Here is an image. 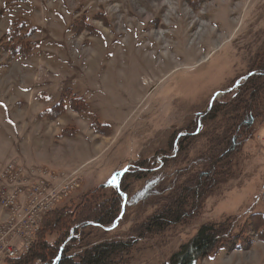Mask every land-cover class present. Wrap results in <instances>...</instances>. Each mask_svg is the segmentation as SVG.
Returning a JSON list of instances; mask_svg holds the SVG:
<instances>
[{"label":"rangeland","instance_id":"1","mask_svg":"<svg viewBox=\"0 0 264 264\" xmlns=\"http://www.w3.org/2000/svg\"><path fill=\"white\" fill-rule=\"evenodd\" d=\"M20 23L25 39L9 44L8 32ZM27 42L34 45L27 58L3 50ZM263 62L264 0H0V173L13 164L24 173L40 169L55 183L73 175L55 208L79 203L102 185L109 196L126 168L149 160L150 171L128 182L133 196L117 224L87 229L84 242L127 240L169 194L208 167L231 118L247 112L234 107L239 98L249 102L237 87ZM73 98L86 103L84 112L70 108ZM61 101L66 111L56 121L41 120ZM215 101L220 112L204 119ZM258 102L231 176L204 199L199 215L138 240L115 264H167L202 224L230 220L237 233L251 214L264 215V89ZM197 122L198 134L176 139ZM67 128L77 134L59 142L55 133ZM27 136L43 139L50 160L25 154ZM55 152L63 157L59 164ZM6 219L0 207V225ZM246 234L255 240L249 249H221L196 264H264V241L251 228ZM13 245L22 248V239Z\"/></svg>","mask_w":264,"mask_h":264},{"label":"trees","instance_id":"2","mask_svg":"<svg viewBox=\"0 0 264 264\" xmlns=\"http://www.w3.org/2000/svg\"><path fill=\"white\" fill-rule=\"evenodd\" d=\"M82 24L85 26L83 28H91L87 23L82 22ZM23 26L25 23H20L17 28L15 26L8 32L9 44L13 39L21 36L20 31ZM75 31H79L78 27L75 28ZM27 34L29 35V33ZM21 38L25 39L23 35ZM9 44L3 45V50L9 52L11 57L18 55L24 59L32 54L34 45L30 42L23 45L18 43V46ZM252 71L255 72H252L237 87L240 94L243 90L246 91L249 95V102L245 103L239 98L241 101L237 99L234 106L247 112L244 114L241 111V116L235 120L231 118L230 124H227L229 129L224 131L220 138H217V143L208 158V167L205 170H199L193 178L178 186L176 194H169L166 198L168 202L143 223L138 224L129 239L103 241L95 244L84 242L87 229L111 227L118 220L122 210H126L128 200L133 196L128 182L131 179H140L144 171H150L147 169L151 166V162L147 159L138 161L132 169L128 170L122 176L119 188L113 189L109 196L100 192L101 189L107 187L102 185V188L83 196L79 203L57 206L45 213L29 251L18 258L7 260L5 264H33L35 262L41 264H115V260L119 259L121 253L129 252L138 240L147 235L162 232L169 226L186 223L197 217L203 208L204 199L212 194L222 180L231 176L235 156L251 134L250 128L254 123L256 105L259 103L260 93L264 89V67ZM69 105L75 112L86 110V103H83L82 99L73 98ZM221 108L222 104L215 101L203 118L213 120ZM236 108L235 110H237ZM65 111L66 106L61 101L51 109L43 111L39 116L43 119L55 120ZM91 126L99 132V124L92 123ZM199 127L198 122L195 123L190 134L187 132L177 136L176 139L184 140L186 137L198 134ZM104 128L102 130L109 132L107 127ZM198 129L199 131H197ZM76 134L77 129L67 128L63 130L60 137H73ZM162 157L166 161L170 156L162 155ZM248 228H251V232L258 240L264 241V215L262 213L251 214L249 221L237 233H235V227L232 226L230 220L202 224L196 235L189 242L182 244L179 250L170 257L167 264H196L221 249L226 251L249 249L255 240L253 237L247 236ZM52 236H54V240L50 239ZM76 248L81 249V253H76Z\"/></svg>","mask_w":264,"mask_h":264},{"label":"built area","instance_id":"3","mask_svg":"<svg viewBox=\"0 0 264 264\" xmlns=\"http://www.w3.org/2000/svg\"><path fill=\"white\" fill-rule=\"evenodd\" d=\"M44 174L40 169L24 173L13 164L0 173V183L6 184L0 187V207L7 216L0 225V261L18 258L30 249L43 214L52 210L73 187V175H63L55 183L44 178ZM16 236L22 239V248L13 245Z\"/></svg>","mask_w":264,"mask_h":264},{"label":"crops","instance_id":"4","mask_svg":"<svg viewBox=\"0 0 264 264\" xmlns=\"http://www.w3.org/2000/svg\"><path fill=\"white\" fill-rule=\"evenodd\" d=\"M41 120H43V118H41ZM44 120L49 122V123H53L54 121H56V120L50 121V120H47V119H44ZM62 130H57V132L55 133V136L58 138L59 142L62 141L63 138H68V137H59V134L62 132ZM32 137L27 136V138L25 140V144H24L25 145V154L29 155L30 154V150H32L33 152L37 153L36 154L37 158L35 159L36 161L43 162V160H50V157L47 154L49 148L48 147H46V149L43 148V139L40 140L39 142H36V140L35 139L33 140ZM55 153H56V157H55L56 161L53 162V159H52V162L54 164H59L60 161L63 160V157H62V155L58 156L57 152H55ZM31 165H33V164H31Z\"/></svg>","mask_w":264,"mask_h":264},{"label":"water","instance_id":"5","mask_svg":"<svg viewBox=\"0 0 264 264\" xmlns=\"http://www.w3.org/2000/svg\"><path fill=\"white\" fill-rule=\"evenodd\" d=\"M218 94V93H217ZM127 170H128V168H126L120 175H119V177H118V182H117V184H118V186H119V184H120V181H121V178H122V176L127 172ZM125 202V201H124ZM117 221L118 220H116L115 221V224H117ZM114 224V225H115ZM109 229V228H108Z\"/></svg>","mask_w":264,"mask_h":264}]
</instances>
